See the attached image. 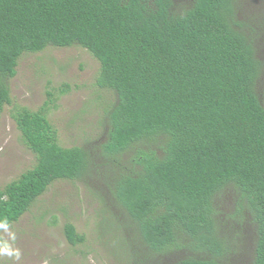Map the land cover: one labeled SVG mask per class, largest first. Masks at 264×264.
<instances>
[{"label": "trees", "instance_id": "obj_1", "mask_svg": "<svg viewBox=\"0 0 264 264\" xmlns=\"http://www.w3.org/2000/svg\"><path fill=\"white\" fill-rule=\"evenodd\" d=\"M238 8L241 0H0V115L24 54L78 45L97 60L95 86L116 97L102 157L118 172L107 187L149 248L146 262L174 247L179 232L222 254L213 200L233 186L255 225L252 264H264V63L236 22ZM50 101L12 113L36 162L0 189V233L52 183L78 180L89 165L83 148L59 145ZM138 144L155 145L124 171L121 157ZM63 234L71 246L84 242L71 223Z\"/></svg>", "mask_w": 264, "mask_h": 264}, {"label": "rangeland", "instance_id": "obj_2", "mask_svg": "<svg viewBox=\"0 0 264 264\" xmlns=\"http://www.w3.org/2000/svg\"><path fill=\"white\" fill-rule=\"evenodd\" d=\"M241 3L236 22L249 35L257 58L264 63V0ZM99 68L97 60L78 45L48 46L19 59L16 76L8 81L11 105H6L0 115V189L36 162L12 118L21 107L35 112L51 99L47 118L59 145L83 148L90 162L80 179L55 181L16 223L1 231L0 264H177L187 258L252 264L255 225L233 186L216 193L213 200L214 227L224 245L222 254L199 247L198 242L179 232L174 247L154 253L148 262L140 257L150 250L139 242L134 226L107 187L118 172L104 166L102 157L109 130L108 110L116 97L113 91L95 86ZM258 86L264 103V70ZM155 144H138L139 148L125 152L122 169L128 171L134 156ZM65 223L74 225L84 236L83 243L71 246L66 241Z\"/></svg>", "mask_w": 264, "mask_h": 264}]
</instances>
